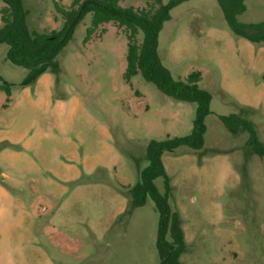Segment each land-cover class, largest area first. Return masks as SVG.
Returning a JSON list of instances; mask_svg holds the SVG:
<instances>
[{
  "label": "rangeland",
  "instance_id": "rangeland-1",
  "mask_svg": "<svg viewBox=\"0 0 264 264\" xmlns=\"http://www.w3.org/2000/svg\"><path fill=\"white\" fill-rule=\"evenodd\" d=\"M23 1L29 30L45 33L78 8L74 0ZM149 1L120 4L140 10ZM245 3L240 21L264 20V0ZM72 24L59 72L33 84H23L28 69L0 43V83L12 89L9 97L0 90V264H159V211L148 197L125 214L130 188L149 164L150 140L190 134L196 103L141 72L125 79L124 27L103 23L85 41L91 14ZM158 50L175 78L200 71L212 96L203 146L163 153L171 213L187 243L181 264H264V157L247 131L234 133L220 118L240 113L264 141V44L237 35L218 0H185L171 10ZM155 182L164 193V179Z\"/></svg>",
  "mask_w": 264,
  "mask_h": 264
},
{
  "label": "trees",
  "instance_id": "trees-1",
  "mask_svg": "<svg viewBox=\"0 0 264 264\" xmlns=\"http://www.w3.org/2000/svg\"><path fill=\"white\" fill-rule=\"evenodd\" d=\"M0 43L9 45L7 56L15 64L28 69L23 80L24 85L33 84L38 77L51 71L58 73L60 64L57 56L72 38L74 33L73 19L91 14V24L87 27L85 41L90 40L96 29L103 23L116 22L127 32V65L124 77L131 81L141 72L144 78L155 83L165 94L178 100L196 103V113L190 134L166 139H152L147 146L149 164L141 171L140 180L130 188L131 202L125 214L146 203L151 197L159 211L157 232V250L159 264H181L180 256L187 249L184 228L177 213H171L169 195L171 185L163 162V153L181 145L199 149L205 140V118L211 112L212 96L199 84L200 71H192L185 79H177L163 63L159 54V33L164 23L170 19L171 10L185 0H151L140 10L132 6H122L120 0H74L78 8L70 16L64 27L50 33L30 31L27 25V9L23 0H2ZM59 7L58 1L54 0ZM224 16L231 29L240 36L254 43L264 44V20L243 22L239 15L246 9L245 0H218ZM64 14L68 15L66 11ZM143 39L139 42L138 35ZM0 79H2L0 73ZM5 90L9 97L12 93L11 83L2 81L0 90ZM228 129L234 133L239 130L249 133L248 145L258 155L264 157V141L259 137L254 122L240 113L220 115ZM162 177L165 192L162 193L155 180ZM170 231L171 239L167 238Z\"/></svg>",
  "mask_w": 264,
  "mask_h": 264
}]
</instances>
